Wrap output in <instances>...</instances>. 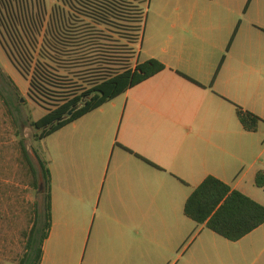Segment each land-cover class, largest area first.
<instances>
[{
  "label": "crops",
  "instance_id": "obj_1",
  "mask_svg": "<svg viewBox=\"0 0 264 264\" xmlns=\"http://www.w3.org/2000/svg\"><path fill=\"white\" fill-rule=\"evenodd\" d=\"M148 60L165 70L40 141V264H264V224L232 242L184 214L208 177L264 207V0H148Z\"/></svg>",
  "mask_w": 264,
  "mask_h": 264
},
{
  "label": "trees",
  "instance_id": "obj_2",
  "mask_svg": "<svg viewBox=\"0 0 264 264\" xmlns=\"http://www.w3.org/2000/svg\"><path fill=\"white\" fill-rule=\"evenodd\" d=\"M62 5L61 9L65 22L63 27L54 30L48 37H42L41 43H38L37 37H40L41 29L38 28L31 43V53L9 57L15 64L16 69L24 79H28V96L38 106L44 108L47 113L39 120L31 117L30 126L35 131H40L39 140H42L64 126L74 122L82 116L96 110L102 105L112 101L118 96L124 94L129 89L137 86L148 78L165 70V66L156 60H148L143 63H137L134 68H130V57L132 55L130 45L137 40V35H127V44L124 58L121 61L122 69L112 72L106 77L97 79L96 82L81 94L72 96H62L63 93H56L59 84L56 83L50 70H53L51 64H54L55 57L59 51L57 48L63 44L64 48H72L64 45L65 41H70L71 46H81L89 55L95 54L94 62L100 60L114 59L115 47L111 44H104L107 41L104 32L97 31V27H114L117 22L135 23L141 21L139 3L148 0H58ZM133 1V2H132ZM134 1H138L134 3ZM26 0H0V32L8 35L14 34L17 28H13L5 21H9L14 16L21 15L24 12L23 3ZM139 14L138 20L135 16ZM76 16L87 22V29L80 32L67 31L66 25L70 24ZM77 18V17H76ZM24 29V27H23ZM110 38V37H109ZM104 42V43H103ZM66 46V47H65ZM33 53H37V59L33 58ZM66 57V51L62 52ZM91 59V56L87 57ZM33 60L34 63L32 62ZM112 62V61H111ZM33 64V65H32ZM58 94V97L55 96ZM52 98H62L60 105L54 106V109L44 107L46 103L43 100L52 101ZM75 111L68 116V113ZM237 117L245 131L255 132L261 120L251 113L236 108ZM20 163L22 177L28 186L33 190L43 189L45 223L41 237L37 243L34 240L36 221L33 213V221L28 232L23 236L26 240L25 253L19 261V264H40L42 257V244L48 236L50 229V173L46 163L39 157V166L42 173V186L40 187L38 171L30 160L29 153L23 142L20 143ZM254 184L258 188H264V171L258 172ZM184 214L186 217L199 225L205 226L217 235L236 242L251 233L253 230L264 224V207L239 191L232 190L229 186L216 178H206L190 195L184 205Z\"/></svg>",
  "mask_w": 264,
  "mask_h": 264
},
{
  "label": "rangeland",
  "instance_id": "obj_3",
  "mask_svg": "<svg viewBox=\"0 0 264 264\" xmlns=\"http://www.w3.org/2000/svg\"><path fill=\"white\" fill-rule=\"evenodd\" d=\"M129 1V0H128ZM139 1V0H138ZM138 1H134L137 3ZM133 2V1H132ZM141 21L135 23L117 22L114 27H97V31L104 32L105 39L115 47L114 59L94 62L95 54L89 55L81 46H71L66 40L64 45L72 48H64L63 44L57 48L60 52L55 57L53 70H50L59 89L56 93L67 95L81 94L90 89L97 79L108 76L112 72L122 69L127 35H137V40L130 45L132 49L130 68L137 64V52L140 47L143 33L144 19L147 12V1L139 3ZM24 12L14 16L8 23L17 28L14 34L8 35L0 32V264H19L25 253L26 240L23 233L28 232L33 221V213L36 221L34 240L39 241L45 223V207L43 189L33 190L22 177L20 163V143L26 147L30 160L38 171L39 183L40 166L39 157L43 161L40 148V131H35L29 124L31 117L34 120L41 119L46 110L38 106L28 96L29 82L24 79L15 64L11 61L9 53L13 57H19L31 53V43H34L33 31L41 29L38 43L42 37L49 35L54 30L63 27L65 19L62 5L58 0H26L23 3ZM77 17V18H76ZM69 25L64 27L67 31L80 32L87 29L88 23L76 16ZM139 14L135 16L138 20ZM24 27V29H23ZM110 37V38H109ZM65 46V47H66ZM66 51V57L62 52ZM37 59V53H33ZM35 60L32 62L34 63ZM112 61V62H111ZM33 65V64H32ZM58 97V94H55ZM52 101L43 100L44 107L54 109L60 105L62 98H52ZM42 186V185H41ZM43 205V206H42Z\"/></svg>",
  "mask_w": 264,
  "mask_h": 264
},
{
  "label": "water",
  "instance_id": "obj_4",
  "mask_svg": "<svg viewBox=\"0 0 264 264\" xmlns=\"http://www.w3.org/2000/svg\"><path fill=\"white\" fill-rule=\"evenodd\" d=\"M74 111H75V109H72V110L68 113V116H70ZM40 187H41V184H40Z\"/></svg>",
  "mask_w": 264,
  "mask_h": 264
}]
</instances>
